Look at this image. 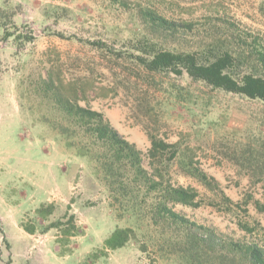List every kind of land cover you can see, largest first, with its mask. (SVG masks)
Segmentation results:
<instances>
[{"label": "rangeland", "instance_id": "obj_1", "mask_svg": "<svg viewBox=\"0 0 264 264\" xmlns=\"http://www.w3.org/2000/svg\"><path fill=\"white\" fill-rule=\"evenodd\" d=\"M148 1L169 19L192 24L163 40L165 48L201 52L215 46L249 53L254 40L264 45V0ZM55 6L73 14L59 21L46 16ZM0 9L7 13L1 18L4 26L15 25L17 34L35 37L32 42L14 37L0 40V264H185L166 245L172 229L156 227L146 217L136 223L125 215L98 178L96 166L68 149L43 122L45 117L60 118L38 86L55 67L67 82L91 76L95 87L82 105L103 113L136 144L145 155L146 166L151 143L144 125L171 143H181L182 149L190 148L200 167L234 203H241L247 193L263 199L264 180L252 188L251 177L231 157L243 147L264 152V103L213 89L186 75L153 76L143 71L136 82L127 66L115 64L112 72L105 68L110 63L91 47L51 34L57 30L105 41L134 36L142 20L133 9H123L110 0H0ZM256 73L264 76V69L257 68ZM149 105L155 110L153 119L144 114L143 108ZM171 177L175 184L196 188L205 200L214 198L176 167ZM43 204L55 205L46 220L37 214ZM174 209L218 233L264 242V232L257 230L251 236L238 226L241 220L264 228V213L253 205L248 208L250 216L238 206L233 212L208 205H177ZM66 213L75 215L76 236L62 238L55 228L44 231ZM28 226L36 231L27 232ZM125 227H136V238L104 254V241L116 228Z\"/></svg>", "mask_w": 264, "mask_h": 264}, {"label": "trees", "instance_id": "obj_2", "mask_svg": "<svg viewBox=\"0 0 264 264\" xmlns=\"http://www.w3.org/2000/svg\"><path fill=\"white\" fill-rule=\"evenodd\" d=\"M110 2L123 9L136 11L142 24L134 36L123 39L116 35L117 37L105 41L57 30H52L51 34L91 47L103 60L110 63L105 68L112 72H115V64L127 66L126 70L130 71L129 75L135 76L136 82L138 77H142L143 71L153 76L186 75L213 89L264 103V76L256 73L257 68L264 69V45L259 40L253 41L249 53L245 49L234 53L229 48L219 49L215 46L201 52L171 50L163 46V40L180 33L181 27H191L192 24L169 19L148 0ZM5 12L0 9V40L8 41L14 37L16 40L32 42L34 35L17 34L13 30L15 25L4 26L1 18L7 17ZM72 14V10L59 6L45 12L46 16L57 21L68 19ZM243 66L248 67V70L240 72L239 69L242 70ZM38 86L51 109L60 115L59 119L45 117L43 122L58 133L68 149L74 150L77 156L86 158L96 166L98 178L125 215L129 214L136 223L146 217L156 227L172 229L171 237L166 238L165 242L171 251L179 254L183 263L264 264V242L244 241L218 233L215 229L187 219L174 209L177 205L191 208L208 205L233 212L234 207L238 206L250 216V205L259 213H264V194L261 200L253 193H247L241 203H234L220 183L200 167L190 148L182 149L181 143L169 142L148 125H144V128L151 147L146 154V166L145 155L136 144L127 140L103 113L92 109L88 104L82 105L83 101L87 102L89 92L95 87L91 76L85 75L67 82L59 67H55L41 79ZM145 94L146 92L143 93L144 96ZM143 110L150 119L156 115L154 107L150 105ZM263 155L261 150L250 151L243 147L231 157L239 169L251 177L252 188L264 180ZM175 167L184 177L194 179L212 192L214 198L205 200L200 197L196 188L175 184L171 177V170ZM54 211V204H43L37 209V214L46 220ZM238 226L251 236H255L258 231L264 232L260 223L251 226L250 223L239 220ZM53 228L60 230L62 238L74 237L79 232L75 215L68 213L62 219L51 222L44 231ZM135 228H116L104 241V254L106 250L123 248L135 239ZM25 229L31 234L36 231L35 227L28 226ZM175 235L179 238H172ZM140 248L143 252L147 251L144 244Z\"/></svg>", "mask_w": 264, "mask_h": 264}]
</instances>
